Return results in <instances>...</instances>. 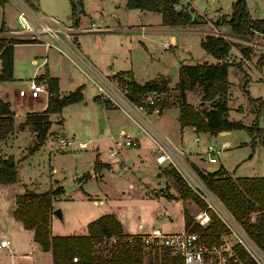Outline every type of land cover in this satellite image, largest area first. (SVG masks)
<instances>
[{"label": "rangeland", "instance_id": "374dc122", "mask_svg": "<svg viewBox=\"0 0 264 264\" xmlns=\"http://www.w3.org/2000/svg\"><path fill=\"white\" fill-rule=\"evenodd\" d=\"M19 1L7 0L2 6L0 5V23L3 20L4 26L8 28L6 30L3 27L0 30V36L14 37L20 34L19 31L12 32L21 29L17 17L20 10L24 11L27 21H31L34 28H40L38 17L41 14L47 18H56L60 26H70L72 25V10L75 9L76 12L78 0ZM233 1L191 0L192 4H190V0H178L175 3H178L175 7L190 11V16L194 22L188 26H177L175 29H171L160 24L159 13L151 11L143 15L137 9L128 8L126 0H81V9L77 13L80 16L79 25L88 26L93 21L95 25L106 27L107 30L103 32V37L95 31L71 32V36L78 43L80 50L86 55L87 59L92 64H95L96 68H99L102 73H109V75L95 72L99 75L95 76L93 71H87L83 67L78 58L67 55L68 58L55 48L50 47L47 65L56 71L60 77L59 91L62 94H67L81 85L82 98L77 102L64 105L59 112L53 114V120L55 121L52 127L53 130L49 132V136L46 135L43 143L32 153L28 152V148L34 142L35 133L27 123H23V129L21 130L18 127V131L14 132L13 137L9 136L7 142L0 144V150L12 154L15 160L22 157L17 164V183L13 187L15 191L20 192L23 183L35 191H44L50 187L54 178L62 179L63 185H71L73 183L68 184L67 180L72 178V176L78 175L80 171L90 174L93 171V161L97 155L96 151H99L101 156H105V152H107L106 145L110 142V139H107L108 134H111L114 139L121 141L122 136L118 135L121 128L129 137L137 140L139 145V138L133 132L139 133L141 131L133 121L134 116L129 112L128 107L122 106V104L116 105L112 101L113 97H109L107 93L99 95L103 99L104 105L111 108L107 113L99 105L93 103V96L99 92L97 80L102 79L106 82H111L112 86L115 85L116 87H112L113 90L110 92L119 94L120 98H122L126 87L117 77H114L111 70L117 71L119 74L122 73L121 76L124 78L125 74L123 71L131 66L138 79L143 78V80H146L147 77L154 75V71L162 61L166 64L170 60L181 61L184 64L201 62L202 60L211 61L212 56L204 51L199 44V38L203 34L225 36L231 42L227 52L230 60L226 61L230 63L227 71L229 119L238 120L245 125H249L254 117L251 110H256L259 103L255 101L250 104L248 97L261 98L264 106V68H261L263 62L262 56H259L262 48L259 45H255L254 42L255 39L258 40L259 33H254L253 36H250L233 34L230 31L227 20L231 13ZM245 1L250 17H264V0ZM44 21L50 27L53 26L49 20L46 19ZM140 23L145 25L144 28H140V26L136 28V25ZM163 28L169 30L164 31ZM176 29H183L184 31L177 32ZM163 34H166V36H163ZM43 35L48 37V39L51 37L48 33ZM171 36L174 37L173 41ZM60 37H63V35L60 34ZM33 40L36 42L17 43L13 46V79L3 80L0 85L3 87V93L12 101L14 121L16 123L24 121L23 109L41 111L44 99L48 95L47 87L44 85L46 90L40 92L37 97L32 98L28 95L29 79L34 77L39 67L40 70L45 67L44 64L36 65L29 60L34 57L41 60L47 54L44 43H39L35 38ZM163 41L169 42L172 47L164 49L162 47ZM53 42L57 44L55 41ZM262 43L264 46V38ZM241 48L248 51V55L243 59L241 58V56L244 57L240 50ZM34 79L40 82L35 77ZM174 79L171 78L166 83L167 88L164 94L157 91L145 93L155 100L154 103H159L161 99H164V106L159 113L155 112L147 115L154 126L161 130L173 144L181 146L183 150L190 153H201L199 156L203 157L205 161L207 156L203 155L202 152L204 153L205 146L210 144L215 149H218V152L216 154L213 153V155L223 165L230 167L243 161V165L241 164L242 166L237 172L243 171V173H255V176H264V108L259 112L258 116L260 131L254 135H250L245 129L238 128L231 129L229 134L211 135L208 139L206 134H195L189 127H185L183 130L180 129L176 121L178 96L175 85H173ZM19 88H23L27 94L19 96ZM200 94L201 90L196 86L194 89L186 91V101L197 106ZM144 96L143 94L141 95V100L143 101L147 100V96ZM31 103L34 105L31 106ZM146 110L147 112L150 111L148 108ZM86 113L88 116L85 115ZM60 132L66 133L63 139L69 141L65 147H60L59 145ZM195 136L198 137V141L194 140ZM82 139L89 140H87L85 147L79 148L77 141ZM224 140H228L230 145L241 144V146L236 149H224L223 145H221ZM138 145L136 144L133 148L121 146L120 152L132 159L133 150ZM140 146L149 157L150 154L152 156L155 154V151H148L149 149L147 148L150 146H147L144 142H140ZM181 161L187 168L197 173L194 168L198 169V166L196 167L191 163L188 155L183 154ZM251 163H257L258 165L252 169L250 167ZM147 165H149V172L144 170V179L151 181L155 179L153 175V170L155 169L152 165L151 157L148 159ZM171 166L173 165L166 164L163 169H169ZM53 167L56 170L51 172ZM61 168H64L65 172H62ZM189 169L187 172L190 171ZM138 172L139 170H136L135 167H131V171H129L128 168L116 164L112 172L105 173V179L108 183V195H111L116 200L117 198L121 199L119 202L122 204L128 202L130 206L127 208H136L138 204L136 200L124 201L123 198L127 197V195L130 198V195H132L128 191L127 184L129 182L133 184L132 192H138V184L135 181L137 175H140ZM178 172L180 173V171ZM168 180L174 188L178 189L175 180L171 176H169ZM99 186L97 178H89L83 182L82 186H76L69 190L68 196H57L55 198L57 207L61 211H69L71 216L65 218L62 216L61 219H58L57 225L52 226V231L54 233L83 231V226L78 223L74 214L81 211L100 209L106 205V196H102L99 193ZM170 188L169 184L163 185L162 183L157 191L162 194H169ZM82 189L88 192V195L83 193ZM8 196L9 198H6L0 192V219L5 218L4 216L8 210L3 207V199L9 200L7 208H11L12 196L10 194ZM100 198L103 199V204H93L92 199ZM189 202L192 203L193 201L189 200ZM169 204L170 208H168L173 213L172 217H177L178 219V208H175L171 203ZM185 208L192 216V220L201 225L200 220L203 218H197V216L199 213H203L204 209L195 202L194 204L192 203V208L189 206ZM253 215L251 214V218H253ZM172 229L174 231L179 230L178 228ZM229 233V240L235 238L231 232ZM113 242L114 238L112 237L104 238L102 244V248H104L103 255L108 254L107 249ZM105 245L107 246L106 249ZM246 245L251 249L248 244ZM43 254L45 257H42L41 264H49L47 254ZM2 258L3 260L6 259L5 257Z\"/></svg>", "mask_w": 264, "mask_h": 264}, {"label": "trees", "instance_id": "16d2710c", "mask_svg": "<svg viewBox=\"0 0 264 264\" xmlns=\"http://www.w3.org/2000/svg\"><path fill=\"white\" fill-rule=\"evenodd\" d=\"M7 0H0L2 6ZM178 0H126L128 8L146 9L158 11L161 15V23L169 26H184L194 22L190 11L177 9L175 3ZM72 25L78 24V15L72 10ZM227 24L233 34L250 35L254 33L264 34V17L252 18L249 15L245 0H234L231 4V13ZM4 27L3 20L0 30ZM31 38L0 37V80L12 79L13 45L15 43L34 42ZM201 48L216 59H221L227 54L231 42L221 36L206 34L200 39ZM243 58L248 55L247 49H240ZM220 61V60H219ZM230 63L220 61L215 63L181 64L177 68V81L175 89L178 96L179 125L191 126L195 132H205L216 135L221 130L242 128L250 135L260 131L258 126L259 112L264 108L261 98L248 97L250 104L257 101V109L251 110L254 117L249 125L228 118V66ZM122 73L113 75L126 87V96L133 103L139 104L141 95L148 91H157L162 94L166 91V83L162 82V76L148 79L142 83L135 81L128 72V78H122ZM47 76L46 73L39 79ZM200 88L201 94L198 105L195 106L186 101V91L195 87ZM47 103L46 107L38 112H28L24 121L19 123V129H23V123L30 125L35 133L34 142L28 148V152L35 151L44 141L50 126L49 114L59 112L69 103L81 100V85L65 95L59 96L57 78L48 76L46 79ZM246 92V90H245ZM55 93V95H53ZM97 99V98H96ZM164 106V99L159 103H153L148 109ZM13 111L7 101L0 98V141L5 139L14 129ZM253 141V140H252ZM24 157V156H23ZM21 158L15 160L12 155L0 154V183H12L17 178V164ZM98 166L94 162V168ZM197 174L204 185L213 192L230 212L234 220L242 227L247 236L264 253V176H237L232 177L222 165L215 172H207L204 169H196ZM171 176L178 188L179 197L192 199L206 211L209 221L206 226H201L192 220V216L184 209V229L191 231H205L212 235L228 231L227 226L217 214L207 208L205 202L186 183L180 173L171 166L162 170ZM87 172L78 180L89 177ZM56 181L52 182V185ZM63 192V186L55 185L44 191H35L25 188L14 196L13 217L19 220L23 227L33 231V239L44 251L51 253L52 264H60L62 260L71 254L79 256L84 264H141L145 259L142 243L138 236H133L128 241V233L124 232L120 221L112 213L102 214L86 224V233L52 235L50 231V219L52 200L55 195ZM173 197L170 194H163ZM251 214L253 218H251ZM114 238V242L107 249L108 254L103 255L102 244L104 238ZM107 246L105 245V249ZM234 250L244 264H257L252 256L240 245H234ZM153 257V260L151 259ZM159 257L161 260H159ZM147 262L158 263L168 260L166 251L160 254H147Z\"/></svg>", "mask_w": 264, "mask_h": 264}, {"label": "crops", "instance_id": "0c3cea01", "mask_svg": "<svg viewBox=\"0 0 264 264\" xmlns=\"http://www.w3.org/2000/svg\"><path fill=\"white\" fill-rule=\"evenodd\" d=\"M16 1H19V0H16ZM190 4H192L191 0H190ZM132 9L139 10L140 13H142L143 15L146 14V12H151V10H146V9H138V8H132ZM152 12L159 13L158 11H152ZM41 15H43V14H41ZM159 15H160V13H159ZM79 18H80V16L78 15V24L76 26L70 25L71 28L75 30L74 32L95 31V32H98L101 37H103V32L107 30L106 27H101V26L95 25V23L93 21L92 22L94 23V26L99 27L100 28L99 30L94 29L93 27H90V25L81 26V25H79ZM160 20H161V15H160ZM28 22L31 24V26H33L31 21H28ZM160 24L163 25L161 22H160ZM188 25H184V26H188ZM139 26H140V28H144L145 25L140 23V24L136 25V28H138ZM163 26L169 27L171 29H173V28L175 29V27H177L178 25L177 26L163 25ZM88 27L93 28V29L83 30L84 28H88ZM5 28H6V30L8 29L7 27H5ZM140 30H142V29H140ZM163 30L167 31L169 29L163 28ZM16 31H19L20 34L15 35L14 37L34 39V33L33 32L31 33L30 29L23 28L20 30L12 31V32H16ZM176 31L182 32L184 30L183 29H181V30L176 29ZM187 31H189V30H187ZM205 35L206 34L201 35L199 40L201 38H203ZM39 36H40V39H37V38H35V39H37L39 41V43L40 42L44 43V45L46 47L45 51H47V54H45L41 60H38L35 57L31 58L29 60L31 63H34L36 65L44 64V66H45L41 70L39 67V69L36 71L34 77L37 80H39L40 82H42V84L44 86H46V79L48 76L56 77L57 82H58L57 93L59 96L65 95L59 91L60 77L58 76V73L56 71H54L53 69H51V67H49L47 65L48 64L47 62H48V51H49L50 47L55 48L59 53H61L62 55L66 56V57H68L67 56L68 54L65 53L62 45L56 39H54L52 37H50L48 39V37H46V36L44 37L43 33H40ZM163 36H166V34H163ZM0 37H2V36H0ZM223 37H225V36H223ZM263 38H264V34H259L258 40L255 39V41H254L255 45H259L260 48H262V50L259 54V56H262V62H263L261 64V68H264V52H263L264 46L262 43ZM171 40L172 41L174 40L173 36H171ZM53 41H55L57 44H55ZM34 42H36V41H34ZM25 43H27V42H25ZM164 43L170 44L167 41H163L162 47H163ZM15 44H17V43H15ZM76 47H77V51H78V57L77 58L82 63L83 67L87 71L91 70V71H94L98 74L102 73L101 70H99V68H96L97 66L95 64H92L87 59L86 55L80 50L78 43H76ZM170 47H172L171 44H170ZM202 62L215 63V62H220V61L212 56L211 61L202 60L201 62H196V63H202ZM168 64H174L178 68L179 65L184 64V63L181 61L176 62L174 60H170L166 64L165 62L162 61L161 64H159L157 66L156 70L154 71V73H153L154 75L152 77H147L146 80L151 79V78H155V77H159V76H163L167 71ZM191 64H194V63H191ZM12 71H13V67H12ZM115 72H117V71L111 70V73L114 74ZM126 72L131 74L132 78L137 82L142 83V82L146 81V80H143V78L138 79L136 73L131 68V66L128 69H125L123 71V73H126ZM44 73H46L47 76L39 79L40 77H42L44 75ZM102 75H109V73L104 72V73H102ZM246 75H247V73H246ZM172 78H175L173 81V85H175V83L177 81V75L173 76ZM12 79H13V75H12ZM262 79H263V77H262ZM2 82H3V80H0V85L2 84ZM2 88L3 87L0 86V98L3 101H7L10 104V108L14 113V109H13L14 107H13L12 101L8 98V96L6 94L3 93L4 91H2ZM228 94H229V87H228ZM99 95H100V93L97 92V94H95L93 96V99H92L93 103H96L97 105H99L101 108L104 109V112L107 113V111H109L111 108L104 105L103 99L101 97H99ZM47 96L48 95H46V97L44 99L43 109L46 107ZM262 103H263V100H262ZM32 105H34V104L31 103V106ZM43 109H41V110H43ZM161 109L159 110V109L155 108V109L148 111L146 113L142 112V111L136 113V115H138V117L141 118V120L144 122L145 126H147V127L145 130V128H141L137 125L141 132H139V133L133 132V134L137 135V137L139 138V145L137 146V148H134V150L132 149L133 150L132 159L131 158L129 159L125 154H121V152H120L121 146L117 147V145H115V141H117L118 139H114V137L111 134H108L107 139L109 138L110 142L106 145L107 152H105V156H101L99 154V151H96L97 155H96L95 160L93 161V171L90 172V176L86 178V179L97 178L99 180V185H100L99 186V193L102 196H106V199H107L106 205H104V207H102L100 209H93V210L84 211V212L81 211L80 213L74 214V217L78 220V223H80V225L83 226V231H77V232L76 231L75 232L74 231L73 232L68 231L65 233H62V232L54 233L52 231V226L57 225L58 219H61L62 216H63V218L70 217L71 213L69 211H67V212L61 211V218H58L57 216L51 214L50 231H51L52 235L84 234V233H86V224L89 221L99 217L102 214H106V213L114 214L115 217L120 221L124 232L130 233V234L131 233H143V232L150 231L152 229H159L162 232H171V231H174L172 228H176V229L177 228L178 229L184 228L183 211H184V209H186L185 208L186 206H189L190 208H192V203L194 204V201L192 199H189V198L184 199V200L182 198H180L179 194H178V189L174 188L172 186V184H170V182L168 180L169 175H166L162 171L163 167L166 166V164H170V163H166L163 165L157 164L155 161V158H154L155 154H153V156H152V154H150L148 152L150 154V157H151L152 165L155 169V170H153V175H154L155 179H153L151 181L144 179L145 178V175H144L145 171L144 170H146V172H149L148 171L149 165H147V162H148V159H150V157L148 156V154L143 152V150L140 146V142L141 143L144 142L145 144H147V146L149 145L150 147H148L147 149H149L148 151L152 152L153 149L157 145V142L155 139V137H157V135H159L161 138H163L166 141L165 147H166L167 151L170 152V154L172 156H174L175 159L181 160L183 154L188 155L191 163L193 165H195L196 167L198 166V169L206 170L207 168H209L212 165H217V166L222 165L223 168L232 177L255 176V173H243V171L237 172L238 169L243 165V161L238 162L236 164H233L230 167L223 165L221 163V161L217 157H215V155H213V153L216 154L218 152V149H215L210 144H208V145H210L214 151L211 152V154L209 156L215 157L214 163H211L210 161H208L209 156L206 153V146L207 145L205 146V152L204 153L202 152L203 155L205 154L207 156V159L205 161V159L203 157L199 156V155H201V153H195V152L190 153V152H187L186 150H183L181 146H178V144L177 145L173 144L170 141V139L161 130H159L156 126H154V124L151 122V120L147 116V115H150L151 113H155V112L159 113L161 111ZM32 111L35 112L34 109H23L24 117L28 112H32ZM36 112H38V111H36ZM53 114L54 113L49 114V119H50L51 123H50L49 129H48L47 136H49V132L53 130L52 127L54 126V122H55L53 120ZM81 115H83V114L81 113ZM85 115L88 116L87 113ZM177 116H178V112H177ZM228 118H229V109H228ZM13 119H14V114H13ZM82 120H84V118H82ZM176 121L179 125L177 117H176ZM21 122H19V123H21ZM58 122H60V120H58ZM19 123H16L14 121L13 131L5 139L1 140L0 144H3L5 141L7 142L9 139L8 138L9 136L13 137L14 132L18 131ZM179 127L181 130H183V128H185V127H189L190 129H192L194 131L193 127H191V126H182L181 127L179 125ZM121 130H123V128H121ZM230 132H231V130H228V132H226L224 134L217 133L216 136L229 134ZM198 133L206 134L208 139H209V136H211L205 132H195V134H198ZM65 134L66 133H64V132H60L61 137L65 136ZM87 140H89V139H87ZM87 140H84V139L78 140L77 143L78 142H87ZM194 140L198 141V137L195 136ZM221 145H223L222 147L224 149L225 148L236 149L237 147L241 146V144L230 145L228 140H224L221 143ZM115 146H116V148H118V152L112 155V154H110V150L112 148H114ZM0 154H3L5 156L12 155V154H9L7 151L2 152L1 150H0ZM95 161H97V163H98V166L96 168H94V162ZM175 162H176V160H175ZM116 164H120L122 167L124 166V167L128 168L129 171H131V167H135L136 170H139L138 173H140V175L139 176L137 175V178L135 179V181L138 184L137 186L139 188L138 192L137 193L132 192L133 184L129 182L127 184L128 191L130 193H132V195H130L131 196L130 198H128L129 195H127V197L125 196L123 198L124 201L136 200L138 202L136 208L135 207L134 208H132V207L127 208L130 206L128 202H125V204H122L119 202L121 199L117 198V200H118L117 201L115 198H112L111 195L110 196L108 195V193H109L108 187H107L108 183H107V180L105 179V177H106L105 173L110 172V171L112 172ZM250 165H251L250 167L252 169H254L255 167H257L258 164L257 163H255V164L251 163ZM175 166L177 167L178 171L182 172V170L178 167V165L176 163H175ZM55 170L56 169L53 167L51 169V172H54ZM61 171L65 172V169L61 168ZM85 173H87V172L80 171L78 175H76L74 177L72 176V178L67 180L68 184H70V183L74 184V183L80 182V184L77 186H82L83 182H85L86 179L79 181L78 178ZM63 179L65 180V178H63ZM53 181H56V184L52 185V183H51L50 187L53 188V187H55V185L63 186L64 182L62 181V179L59 180L57 178H54ZM16 183H17V178H16V181L12 182V183H5V184L0 183V192L2 193V195L6 196V198H9V196H8L9 194L12 196L11 197L12 198L11 208H9V207L7 208V206H9V200L8 199H3V201H2L3 207L8 209V210L4 216L5 218L0 219V224H1L0 225V239H5V240H7V242H6L5 246L0 245V264H38V263L41 264L42 263V260H41L42 257H45V256H43L44 255L43 253L47 254L48 262H49V264H52L50 251L49 250H47V251L42 250L40 248V245L36 241H34V239H33V231L31 229L24 228L22 223L13 217V210L15 208L14 196L17 193L22 192L25 188L30 189L29 187H27V185L25 183H23V185H22L23 190L21 189L20 192H16L15 189L13 188L16 185ZM162 183H163V185H167V184L170 185V187H171L170 189H172V190L169 189V194H171L173 197H166L165 195H163L162 193H159L157 191V189L159 187H161ZM68 192H66L63 189L62 193L54 196V198L52 200L53 208L58 206L56 204L55 198H57V196H59V195L68 196L67 195ZM82 192L88 195V192H86L83 189H82ZM93 200L94 199H92V201ZM99 200H101L102 202L101 203L93 202V204H103V202H104L103 199L100 198ZM189 200H191L193 202L190 203ZM169 203L174 205L175 208L176 207L178 208V211H179L178 212V214H179L178 219H177V217H172L173 213H171V209H169L170 208ZM203 215H205V214H203ZM2 257H5L6 259L3 260Z\"/></svg>", "mask_w": 264, "mask_h": 264}, {"label": "built area", "instance_id": "2783aa9c", "mask_svg": "<svg viewBox=\"0 0 264 264\" xmlns=\"http://www.w3.org/2000/svg\"><path fill=\"white\" fill-rule=\"evenodd\" d=\"M178 4V3H177ZM175 4V5H177ZM18 21L20 23L21 29L26 28L30 29L31 32L34 33V38L40 39V33H48L52 38L56 39L63 47V50L69 56L78 57V51L76 47V42L71 36V32L75 30L72 29L70 26H60L59 21L53 17H45L40 15L38 18L40 21V28H34L31 24L27 21L26 16L23 10H20L17 14ZM49 20L53 26H49L46 24V21ZM90 27L94 29H100L99 27H95L94 23H90ZM84 28L83 30H90L93 28ZM60 34L63 37H60ZM170 44L164 43L163 48L168 49ZM243 59V57L241 56ZM220 61H229L228 53L224 55ZM93 75H97L93 71ZM124 78H128L127 74H125ZM110 83V84H109ZM112 87H116L115 85L112 86L111 82H106L105 80H97V89L101 95V93H107L109 97H113L112 101L116 103V105L122 104V106H126L129 109V112L133 114L134 122L141 128L146 127L144 122L141 118L136 115L137 112H147V108L149 105L155 102L154 99H151L149 95H146L147 92L143 94L144 97L147 96V100H141L140 103L136 104L133 103L130 99L126 96V91L124 92V96L120 98L119 94L117 95L112 94ZM28 95L32 98L37 97L40 92L46 90V87L43 86L42 82H38L34 79V77L30 78L28 81ZM116 89V88H115ZM117 90V89H116ZM126 90V89H125ZM118 91V90H117ZM154 92V91H148ZM18 94L20 96H25L27 93L23 88L18 90ZM149 109L150 111L155 109ZM119 136H122V140L115 141V145L117 147L124 146L126 148H133L135 145H138L137 140L129 137L124 130H119ZM157 145L153 149L155 151V161L157 164L163 163H170L175 166V163L178 167L182 170L181 176L186 181V183L196 192V194L205 202L207 208L213 210L217 216L223 221V223L227 226L228 231L219 233L218 235H212L209 232H201V231H191L186 230L184 228L171 231V232H162L159 229H152L147 232L143 233H131L127 237L128 241L131 240L133 236H138L142 243L143 252L145 253V259L141 264H244L242 260L239 258L237 253L234 250V245L240 244L257 262V264H264V253L256 246V244L247 236L244 232L242 227L234 220L230 212L223 206L222 202L218 199V197L211 192L201 181L198 174L196 172L191 171L189 168L185 166V164L179 160L175 159L174 156L167 151L165 145L166 141L161 138L159 135L155 137ZM60 147H65L69 143V141L64 140L63 137H59ZM86 146V142H78V147L82 148ZM213 148L210 145L206 146V153L209 156L211 152H213ZM118 152V148L116 146L110 150V154H115ZM176 162H175V160ZM208 160L211 163H214L215 157L209 156ZM176 167V166H175ZM174 167V168H175ZM187 168V169H186ZM177 170V167L175 168ZM188 169L190 170L189 172ZM178 171V170H177ZM185 173H184V172ZM198 189V190H197ZM93 202L101 203L102 201L99 199H94ZM205 214L200 220L201 226H206L207 221L209 219L207 213L203 211ZM206 217V219H204ZM235 236L232 240L228 239L230 233ZM113 238V237H112ZM7 240L0 239V245L5 246ZM248 244L251 249L246 245ZM162 251H166L168 255V260L164 262L158 263H149L147 262V254L153 256V253L157 252L160 254ZM153 260V257L151 258ZM159 260L161 258L159 257ZM60 264H84L78 255L71 254L65 257ZM108 264V263H104Z\"/></svg>", "mask_w": 264, "mask_h": 264}, {"label": "water", "instance_id": "95a60500", "mask_svg": "<svg viewBox=\"0 0 264 264\" xmlns=\"http://www.w3.org/2000/svg\"><path fill=\"white\" fill-rule=\"evenodd\" d=\"M81 0H78L77 1V4H76V13H79L80 9H81ZM177 75V67L174 65V64H170L167 66V71L166 73L162 76V82L163 83H167L170 81V79ZM53 95H55V93H53ZM228 132V130H221L219 131L218 133L220 134H224ZM219 166L217 165H212L210 166L209 168L206 169L207 172H215L217 169H218ZM80 182L78 183H74V184H71V185H63V189L68 192L69 190H72L73 188H75L77 185H79ZM52 214L57 216L58 218H61V210L59 207H55L53 210H52Z\"/></svg>", "mask_w": 264, "mask_h": 264}, {"label": "bare ground", "instance_id": "6f19581e", "mask_svg": "<svg viewBox=\"0 0 264 264\" xmlns=\"http://www.w3.org/2000/svg\"><path fill=\"white\" fill-rule=\"evenodd\" d=\"M202 216H203V214L198 215V217H202ZM204 219H206V217Z\"/></svg>", "mask_w": 264, "mask_h": 264}]
</instances>
